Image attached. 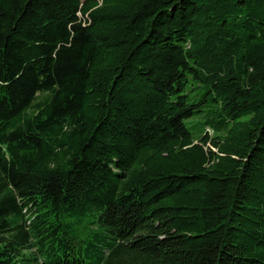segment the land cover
<instances>
[{
    "label": "trees",
    "instance_id": "trees-1",
    "mask_svg": "<svg viewBox=\"0 0 264 264\" xmlns=\"http://www.w3.org/2000/svg\"><path fill=\"white\" fill-rule=\"evenodd\" d=\"M0 264H264V0H0Z\"/></svg>",
    "mask_w": 264,
    "mask_h": 264
},
{
    "label": "rangeland",
    "instance_id": "rangeland-1",
    "mask_svg": "<svg viewBox=\"0 0 264 264\" xmlns=\"http://www.w3.org/2000/svg\"><path fill=\"white\" fill-rule=\"evenodd\" d=\"M82 1H84V0H82ZM197 94V91H195V92H193L192 94H191V96H194V95H196ZM188 126L189 127H191V125H190V121L188 122ZM196 129H192V131H195ZM210 134H212L211 132H210Z\"/></svg>",
    "mask_w": 264,
    "mask_h": 264
}]
</instances>
